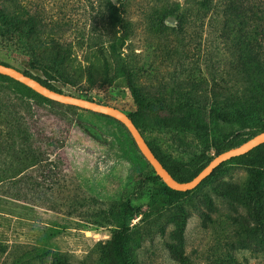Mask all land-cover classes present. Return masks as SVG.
Segmentation results:
<instances>
[{"label": "rangeland", "instance_id": "rangeland-1", "mask_svg": "<svg viewBox=\"0 0 264 264\" xmlns=\"http://www.w3.org/2000/svg\"><path fill=\"white\" fill-rule=\"evenodd\" d=\"M235 1L224 21L214 0H0L10 21L0 61L41 76L30 65L36 58L59 69L52 82L64 92L126 113L137 107L125 68L149 104L231 105L212 98L264 93L257 1ZM15 86L0 77L3 151H31L0 162V264H117L112 238L123 204L131 264H264V196L256 202L248 167L230 164L174 195L148 179L153 168L117 120L24 97ZM247 105L230 106L233 124L137 126L153 148L191 162L216 155L237 131L259 132L264 114ZM22 128L29 147L20 144Z\"/></svg>", "mask_w": 264, "mask_h": 264}, {"label": "trees", "instance_id": "trees-1", "mask_svg": "<svg viewBox=\"0 0 264 264\" xmlns=\"http://www.w3.org/2000/svg\"><path fill=\"white\" fill-rule=\"evenodd\" d=\"M250 1H253V0H250ZM256 1H257L256 3L252 2L253 7L255 6L256 8L255 12L253 13H255L256 15L255 18L258 24L260 25V27L264 29V0H256ZM234 3H236L235 0H214V6L219 7L218 11H222L224 13L223 15L224 21H226L225 18L227 17V14L225 12L226 9L235 8L236 6L235 7L233 6ZM253 13H250V15H253ZM247 21L252 22L253 16L247 19ZM9 22H10L9 18L0 9V35L1 36H3L6 33V30L8 29V27H10ZM245 51L247 54L246 56L247 63L250 64L254 60L253 55H251L250 53L251 49H246ZM0 62L7 64V65H11L4 61H0ZM257 63L259 65V70H260V75H261V85L264 89V30H263V35H262V42H261V45L258 51ZM30 65L33 68L38 69L41 72V76L33 74L28 70H22V71L34 77L35 79L39 80L42 84L54 90L63 91L61 88L55 86L54 83L52 82L53 80H56V78H58V80L60 78L59 76L56 75V73L59 72L58 68H56L55 71L52 72L49 69V65L41 63L36 58L30 61ZM51 67L53 68V64L50 66V68ZM61 75L62 74H60V76ZM0 77L7 80L9 83L16 85L15 91L19 93V95L21 96L33 98L38 101H43V102L50 103V104L61 105L58 102H55L46 97H43L42 95L35 92L31 88L25 86L24 84L8 76L0 74ZM125 80H126V85L130 92V95L132 99L134 100L136 107H137L136 111L128 113V115L131 117V119L136 124V126L139 121L146 120V119L151 120L156 125L167 127V128H170V127H174V128L175 127H178V128L193 127L194 128V125L201 124V122H204L206 126H209L211 124L218 126L220 121L226 122L228 124H233V123H236V120H237L236 115L238 111L236 110L232 114L230 106L241 102V100L242 102H245L248 104L247 106L251 108L250 109L251 112L254 111L255 114H258V112L260 114L261 113L264 114V93L260 97H256L255 95L248 94L247 93L248 90H247L245 92H242L243 94L239 98H236L235 92L232 90H228L225 92H221L220 94L214 95L212 100L217 101V99L222 98L225 101H231V105H223L221 107L216 104L214 107H210L209 109H200L191 104H185V105H181L177 110L174 111V110H167L163 106H157V105L147 103L140 95L135 85L133 75L131 71L127 68H125ZM69 107H71V105ZM255 114H254V117H257ZM260 122L262 126L259 131H262L264 130V115L260 119ZM256 133H258V131L251 130V129H248V130L242 129L240 131H237L235 134L230 135L228 139L222 142L221 150L219 152L239 145L240 143H242L243 141H245L246 139H248L249 137L253 136ZM18 134L20 136L19 137L20 144L25 145L27 143V146L29 147L28 142H27V139L29 138H28V133L26 129H23V128L20 129V131H18ZM149 146L153 150L156 157L162 162V164L172 174V176L175 179L180 180V181H187L193 178L215 156L214 155L212 157L209 155V153L203 152L194 161L183 162V161H179L177 159L166 156L164 153H162L158 149L153 148L150 144ZM4 148H5V142L0 137V162L7 160V156L8 158L10 156H13V158L19 159V155L21 154V152L28 151V150L31 151V149H28L26 147V145L24 146L25 149L22 147L20 150L18 148L11 147L9 152L3 151ZM230 164L243 165L250 169V171L254 175L252 191L256 198V202H260L264 196V143L259 144L258 146L254 147L252 150H250L249 152L245 154L231 157L230 159L216 166L213 169V171L201 183L215 176L225 166H228ZM152 173L153 175L148 176V179L152 180L153 182L161 181V184L163 185V187L168 192L173 193L174 195L184 196L195 189L194 188L192 190H187V191H177V190L170 189L163 183L161 178L158 175H156L155 171L152 170ZM129 210H130V207L127 204H123V206L120 208V211L118 212L116 219H115L116 229H115V232L112 238V249L116 257L117 264H131L126 248H125L127 228H128L127 223H126V216Z\"/></svg>", "mask_w": 264, "mask_h": 264}, {"label": "water", "instance_id": "water-1", "mask_svg": "<svg viewBox=\"0 0 264 264\" xmlns=\"http://www.w3.org/2000/svg\"><path fill=\"white\" fill-rule=\"evenodd\" d=\"M0 74L8 76L25 86L31 88L43 97L58 102L60 104L71 105L95 113L109 116L121 123L130 134L137 149L151 165L156 175H158L163 183L170 189L177 191H187L196 188L212 171L213 169L230 159L231 157L245 154L254 147L264 143V130L259 131L249 137L237 146L223 150L216 154L193 178L187 181L175 179L162 162L156 157L143 134L133 122L131 117L122 109L102 103L93 99H88L82 96H77L64 91L54 90L34 77L26 74L22 70L12 65H7L0 62Z\"/></svg>", "mask_w": 264, "mask_h": 264}]
</instances>
